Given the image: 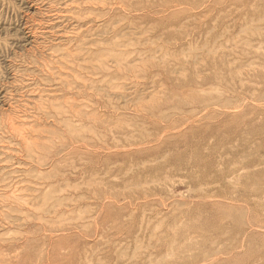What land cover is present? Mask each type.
<instances>
[{
    "label": "rangeland",
    "instance_id": "374dc122",
    "mask_svg": "<svg viewBox=\"0 0 264 264\" xmlns=\"http://www.w3.org/2000/svg\"><path fill=\"white\" fill-rule=\"evenodd\" d=\"M0 264H264V0H0Z\"/></svg>",
    "mask_w": 264,
    "mask_h": 264
},
{
    "label": "bare ground",
    "instance_id": "6f19581e",
    "mask_svg": "<svg viewBox=\"0 0 264 264\" xmlns=\"http://www.w3.org/2000/svg\"><path fill=\"white\" fill-rule=\"evenodd\" d=\"M102 1H104V0H102ZM82 2V1H81ZM89 3V2H88ZM65 6V5H64ZM59 8V7H58ZM68 17V16H67ZM75 20V19H74ZM83 30V29H82ZM68 36V35H67ZM94 56V55H93ZM35 102V101H34ZM55 103V102H54ZM78 105V104H77ZM65 106V105H64ZM73 115H75V114H73ZM75 117V116H74ZM27 127V126H26ZM38 161V160H37ZM22 175V174H21Z\"/></svg>",
    "mask_w": 264,
    "mask_h": 264
}]
</instances>
